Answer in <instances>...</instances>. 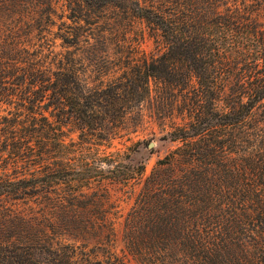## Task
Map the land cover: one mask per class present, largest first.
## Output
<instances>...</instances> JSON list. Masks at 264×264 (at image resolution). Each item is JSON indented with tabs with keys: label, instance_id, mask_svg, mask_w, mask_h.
Masks as SVG:
<instances>
[{
	"label": "trees",
	"instance_id": "16d2710c",
	"mask_svg": "<svg viewBox=\"0 0 264 264\" xmlns=\"http://www.w3.org/2000/svg\"><path fill=\"white\" fill-rule=\"evenodd\" d=\"M146 119L131 260L264 264V0H0V264H131L145 167L102 148Z\"/></svg>",
	"mask_w": 264,
	"mask_h": 264
},
{
	"label": "rangeland",
	"instance_id": "374dc122",
	"mask_svg": "<svg viewBox=\"0 0 264 264\" xmlns=\"http://www.w3.org/2000/svg\"><path fill=\"white\" fill-rule=\"evenodd\" d=\"M32 1L37 2V0ZM39 1L43 2V0ZM57 30L58 28L55 27L54 31ZM59 43L60 41H57V45ZM143 49L149 54L157 53L155 45L150 41L144 44ZM167 130L168 128L161 125L156 119H146L138 127H133L123 137L115 140L111 148H102L106 153L102 157L118 151L124 155L126 162L131 161V164L134 166L143 165L145 167L144 176L138 184L129 186L119 185L113 189L115 206H117L115 209L116 214L114 215L117 218V241L115 250L120 256H125L128 261H131V264L136 263L127 255L125 224L133 214H139L138 211L141 210L139 196L146 179L151 175L158 161L164 159L177 145L176 143L162 139ZM76 137V134H74L73 138L76 139ZM151 143H153V147H150ZM63 235L66 242H72L68 239L70 235H77L81 238L78 244L83 242L82 239L84 237L89 238V247L92 248L94 246V242L91 240L94 237V233H63ZM103 236L105 237V234Z\"/></svg>",
	"mask_w": 264,
	"mask_h": 264
},
{
	"label": "water",
	"instance_id": "95a60500",
	"mask_svg": "<svg viewBox=\"0 0 264 264\" xmlns=\"http://www.w3.org/2000/svg\"><path fill=\"white\" fill-rule=\"evenodd\" d=\"M150 147H153V143L150 144Z\"/></svg>",
	"mask_w": 264,
	"mask_h": 264
}]
</instances>
